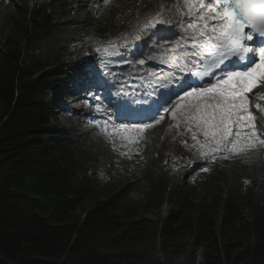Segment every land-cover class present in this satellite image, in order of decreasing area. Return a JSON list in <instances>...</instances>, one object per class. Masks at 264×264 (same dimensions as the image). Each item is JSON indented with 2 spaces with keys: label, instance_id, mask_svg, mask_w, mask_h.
Masks as SVG:
<instances>
[{
  "label": "trees",
  "instance_id": "1",
  "mask_svg": "<svg viewBox=\"0 0 264 264\" xmlns=\"http://www.w3.org/2000/svg\"><path fill=\"white\" fill-rule=\"evenodd\" d=\"M100 1L0 0V260L146 264L159 238L175 256L190 241L192 263L200 251V264H264V183L227 192L221 171L180 176L160 151L131 179L116 161L106 174L94 137L78 140L58 118L81 96L73 80L87 76L84 54L66 47L111 33L113 0ZM164 202L170 209L149 227L140 216Z\"/></svg>",
  "mask_w": 264,
  "mask_h": 264
},
{
  "label": "snow or ice",
  "instance_id": "2",
  "mask_svg": "<svg viewBox=\"0 0 264 264\" xmlns=\"http://www.w3.org/2000/svg\"><path fill=\"white\" fill-rule=\"evenodd\" d=\"M172 7L180 17L190 18L185 35L174 41L172 51L177 54L172 63L180 72L196 79L177 78L175 73H169V84L176 81L178 87L168 98H161V106L169 104L171 96L178 97L171 117L177 125L181 121L185 124L191 139L199 145L201 156L221 150L240 155L264 146V122H259L264 121V0H177ZM163 8L161 5L140 31L168 23ZM139 63L143 65L144 61ZM257 88L259 91L254 92ZM158 113L159 107L146 119L158 124L164 119L163 115L157 119ZM97 126L101 127L99 123ZM153 126L121 125L114 131L125 133L121 139L132 144ZM133 129L137 137L126 135ZM102 131L110 136L107 122ZM198 133L204 136L203 142L197 139Z\"/></svg>",
  "mask_w": 264,
  "mask_h": 264
},
{
  "label": "rangeland",
  "instance_id": "3",
  "mask_svg": "<svg viewBox=\"0 0 264 264\" xmlns=\"http://www.w3.org/2000/svg\"><path fill=\"white\" fill-rule=\"evenodd\" d=\"M160 1L165 0H113L111 6L109 7L108 22L110 23L109 28L113 31V34L110 35L111 41L109 44H99L97 36L94 34H84L78 36L74 43H71L66 47L67 51H72L76 53V55L82 52V54L91 57L94 65H91V67H87L86 69L90 71L91 75H94L95 78L98 79L97 88L95 87V93L98 97L97 101H101L103 96L107 95L106 91H108L110 86H107L106 84L109 79H115L114 74L118 72V70H116L117 67L125 68L124 72L119 71L118 74H124L129 78H138L134 71H131L127 67L126 61L118 59L120 56L127 57L128 55L134 53V50L136 49V46H134L135 42L130 43L129 39L135 38L136 35H147L139 33L132 36L129 34L130 30L134 31V26L138 21L139 13L142 12L145 6H151L152 4ZM104 2V0L101 1V4ZM78 13L79 12L75 13L74 16L83 20L84 16L78 15ZM0 24H3L2 21ZM116 27H118V29ZM137 32L138 31L136 30L135 33ZM138 44L140 43L138 42ZM110 45H115V48ZM122 45L123 49L121 50L120 47ZM72 49H74V51ZM75 87L80 89V87L83 88L84 85L79 84V86ZM82 88V92H85V87L84 89ZM100 89L103 90L100 91ZM257 90L258 88L253 91L256 92ZM67 108L68 111H71L73 114V125L66 124L62 120L68 111L64 112L63 109H58V118L68 131L76 134L78 140L83 141L89 136L88 134L91 133L92 130L95 131L97 128L99 129L97 126L99 121L95 122L97 124H95V127L93 128L87 129L82 127L86 124V119H89V116L92 113V109L90 107L82 106L79 102H75L69 104ZM170 118V120H172L171 124H166L165 126L162 125L165 129H167L164 136L159 139L155 134V137H152L153 133L157 130V128H154L149 131L148 139L146 138V143L144 145L138 142L129 144L126 140L121 139L125 133L110 132L112 136L121 143V150H117V153L113 152V142L111 139L107 138L105 133L101 132V130H99V133L97 131V137L94 138L95 141L93 139L92 141L94 142L95 152L100 156V164L103 167V171L107 174L111 173L113 171L112 164L114 159L117 160V158H120L119 154L122 152L126 153V156L131 157L134 150L136 155L131 157L130 161L123 162L121 165L124 167L123 173L126 177L131 179L133 174L140 173V168L143 163L142 158L152 159L155 154L156 147L161 146L163 152L170 155V165L172 168L176 169L177 163L179 165L181 164L179 169L181 176L201 174L202 171H200L198 167H201L200 169H202L201 164L209 163L208 158L210 157L208 155H200V152L197 150L199 145H195V142L191 139V132L187 131V128L182 121L179 125H177V121H173L171 115ZM175 130L177 131L176 139L173 132ZM197 139L203 142L204 136L198 133ZM114 154H116L115 158H113ZM137 154H140L141 156H138ZM227 156H229L228 159H224V161L218 160L220 162L215 164L217 168L220 170L222 169L223 171L222 175L226 180L225 189H227L225 191H233L232 188L236 181L254 180L256 182L255 191L260 192V185L264 183V146H259L240 155L229 154ZM175 159L180 161L175 162ZM215 178L216 177L214 176H207V179L209 180ZM170 207L171 206L168 203L164 202L157 212L144 213L140 216V218L143 219L151 228L159 227L166 211L170 209ZM159 242V238H156L155 245L149 248L146 264H200L202 262L201 252L199 251L196 253L194 263H192L190 256V241L186 252L179 256H175L169 252L162 253L159 249Z\"/></svg>",
  "mask_w": 264,
  "mask_h": 264
},
{
  "label": "bare ground",
  "instance_id": "4",
  "mask_svg": "<svg viewBox=\"0 0 264 264\" xmlns=\"http://www.w3.org/2000/svg\"><path fill=\"white\" fill-rule=\"evenodd\" d=\"M177 3V0H167V1H162V2H156L154 4H152L151 6H145V8H143L142 12L139 13V17H138V21L134 26V31L130 30L129 34L130 35H135L136 30L139 31L140 33H145L147 31H149L150 29L153 28H149L145 31H140V29L143 28V26L146 23V20L151 16L154 15L157 11L160 10V6L163 5V16L166 19V21H169L168 23H165L166 25H169L170 23L176 24V28L178 29V31L180 32L179 35H176L174 38L172 39H168V41H164L161 42L160 44L158 43L155 47H157V49H151L149 47H147V43L148 40L145 38L140 37L139 41L142 44L141 48H138V50H136V52L134 54H130L127 57H123V59H125L128 62V65H130V67L132 68V70L139 72V75L141 76V78L143 80H146V76L143 75V68L144 67H148L149 69H152L153 71L156 70H160L162 67H155L150 61H146V57L147 55L153 53L154 54V58L158 59L159 61H163L164 63H167V67H170V65L172 63V60L175 59V56L177 53H174L172 51V48L174 46V41L175 40H179L182 36L185 35L184 29L187 27V23L190 22V18L189 17H180L177 9L172 7L174 4ZM182 12H186V9H181ZM179 21H183V23L180 24ZM130 38V36H129ZM128 39V38H127ZM126 39V40H127ZM135 41V38H132L131 41ZM128 41V40H127ZM188 42H191L190 40ZM135 46V45H134ZM123 48V47H121ZM145 48H149L147 50V52L144 51ZM122 57H120L121 59ZM138 59H143L144 60V65H141L138 61ZM123 69H120V71H122ZM164 72H168L170 73V71L167 70H163ZM157 72L154 73V77H148L147 81L150 85H153L157 82V80H159L160 82H166L167 79V75L164 72ZM110 82L112 83V88L116 89L117 94L116 96H122L121 93L119 92L120 89L122 88H130L133 84L132 83H122V82H112L110 80ZM161 86H164V83H161ZM165 87V86H164ZM166 133V130L163 127L158 128L155 133H153L152 137L156 136L160 139L162 136H164V134ZM153 139V138H152ZM173 148V147H172ZM257 164V163H256Z\"/></svg>",
  "mask_w": 264,
  "mask_h": 264
},
{
  "label": "water",
  "instance_id": "5",
  "mask_svg": "<svg viewBox=\"0 0 264 264\" xmlns=\"http://www.w3.org/2000/svg\"><path fill=\"white\" fill-rule=\"evenodd\" d=\"M0 264H12V263H9V262H6V261H3V260H0Z\"/></svg>",
  "mask_w": 264,
  "mask_h": 264
}]
</instances>
